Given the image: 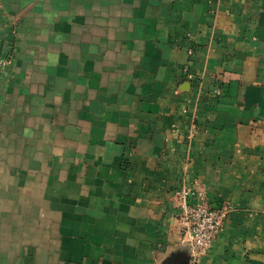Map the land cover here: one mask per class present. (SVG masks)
Returning <instances> with one entry per match:
<instances>
[{
    "label": "crops",
    "instance_id": "obj_1",
    "mask_svg": "<svg viewBox=\"0 0 264 264\" xmlns=\"http://www.w3.org/2000/svg\"><path fill=\"white\" fill-rule=\"evenodd\" d=\"M5 54L0 264H264V0H0Z\"/></svg>",
    "mask_w": 264,
    "mask_h": 264
},
{
    "label": "built area",
    "instance_id": "obj_2",
    "mask_svg": "<svg viewBox=\"0 0 264 264\" xmlns=\"http://www.w3.org/2000/svg\"><path fill=\"white\" fill-rule=\"evenodd\" d=\"M12 60L11 54L0 55V72L8 69ZM175 196L180 199L181 242L188 246L190 261L196 262L207 253L222 229L228 208H215L203 193H191L189 189L176 191Z\"/></svg>",
    "mask_w": 264,
    "mask_h": 264
},
{
    "label": "water",
    "instance_id": "obj_3",
    "mask_svg": "<svg viewBox=\"0 0 264 264\" xmlns=\"http://www.w3.org/2000/svg\"><path fill=\"white\" fill-rule=\"evenodd\" d=\"M180 264H187V262H186V261H183V262H181Z\"/></svg>",
    "mask_w": 264,
    "mask_h": 264
}]
</instances>
